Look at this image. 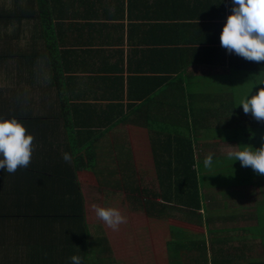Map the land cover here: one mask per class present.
I'll return each mask as SVG.
<instances>
[{
  "label": "crops",
  "instance_id": "obj_1",
  "mask_svg": "<svg viewBox=\"0 0 264 264\" xmlns=\"http://www.w3.org/2000/svg\"><path fill=\"white\" fill-rule=\"evenodd\" d=\"M232 8V0H0V118L19 120L35 137L28 168L0 169V264H72L73 255L82 264H132L131 237H112L138 227L126 222L113 230L92 206L141 198L131 188L151 169L155 176L157 146L178 151L175 138L202 172L252 175L197 182L198 212L213 223L202 226L205 242L206 228L224 226L225 210H233L237 225L255 221L264 202L244 212L228 208L227 198L236 185L263 184L264 175L227 151L264 143V122L239 106L264 88V62L221 46ZM47 42L64 81L66 112ZM88 146L94 165L84 174L73 151ZM173 211L186 216L182 205Z\"/></svg>",
  "mask_w": 264,
  "mask_h": 264
},
{
  "label": "trees",
  "instance_id": "obj_2",
  "mask_svg": "<svg viewBox=\"0 0 264 264\" xmlns=\"http://www.w3.org/2000/svg\"><path fill=\"white\" fill-rule=\"evenodd\" d=\"M47 48L51 65V79L57 97L60 98L62 111L66 112L69 110L65 109V106L68 107V105L63 97L62 85L64 81L60 72L56 69L54 56H52L48 42ZM174 141L179 146L178 151L173 149L165 152L157 146V153L155 151L152 152L155 163V176L158 180L157 190L153 194L160 199V202H157V208L154 201L147 198L144 199V203L148 204L144 205L146 210L152 211L156 209L154 212L158 215V219H165L169 235L168 240L164 243L165 253L164 251L162 252V255H167V257L164 256L165 264H264V203L259 206L255 223L248 221L243 225H237L232 221L234 219L233 216H229L228 213L222 216L221 220L226 221L223 222L224 226H221V228H206L205 231L209 234V239L205 242V235L200 228L205 226V224H209L211 218L204 217L203 221H201L202 216L198 212L201 208V198L198 193L197 182H202V180H205L204 177L211 176V172H202L203 169L192 167L193 157L191 152L189 150L186 153L180 152L182 151L180 150L181 147L184 145L176 138ZM73 160L77 168H82L84 174H86L85 170L94 165L93 148L88 146L83 150L73 151ZM178 161H181V163ZM212 175L214 176V173ZM249 175L245 174V177L250 179L252 175ZM258 184L259 182L256 185ZM144 189L148 192L146 187ZM138 190V185L131 188L132 192H137ZM133 198L136 204L143 205L137 195ZM181 205L186 209L185 215L190 218L196 217L195 221L176 219L169 213L171 209L180 208ZM167 209L169 211L166 213L165 210ZM218 219H220V216ZM186 226H188L187 232ZM229 232L238 233L237 235H226ZM239 232H243V234H239ZM234 240L238 241V245L232 244ZM257 240L260 248V256L258 258L250 255V253L252 255L254 253L253 244ZM182 259H187L188 261L181 262Z\"/></svg>",
  "mask_w": 264,
  "mask_h": 264
},
{
  "label": "clouds",
  "instance_id": "obj_3",
  "mask_svg": "<svg viewBox=\"0 0 264 264\" xmlns=\"http://www.w3.org/2000/svg\"><path fill=\"white\" fill-rule=\"evenodd\" d=\"M231 14L220 35L221 46L251 62H264V0H232ZM245 114H251L258 122H264V88L240 101ZM35 137L28 133L19 120L0 118V169L14 174L31 164ZM65 162L71 155L63 153ZM227 157L239 161L243 167H251L258 175H264V143L259 148L245 146L242 150L230 149ZM205 166H211L212 156L205 158ZM214 187V186H213ZM96 217L107 227L118 230L126 223L121 212L112 207L93 205ZM72 264H82L78 255L70 257Z\"/></svg>",
  "mask_w": 264,
  "mask_h": 264
},
{
  "label": "rangeland",
  "instance_id": "obj_4",
  "mask_svg": "<svg viewBox=\"0 0 264 264\" xmlns=\"http://www.w3.org/2000/svg\"><path fill=\"white\" fill-rule=\"evenodd\" d=\"M153 169L150 170V174H146L145 175V180H143V182H141V184L137 183L139 187L138 195L141 196V198H139V200L142 201V204H140V206L138 205V203L136 204L134 199L131 198H126V196H123V198L125 199H121V197L117 198V201L119 202L116 206V209H118L121 214L126 218V222L130 223L131 226L133 227H138L135 230L132 229L131 233L129 232H125L123 230H119V233H115L113 231V237L112 239L114 240V242L118 243V240L121 239H128V236H130L131 238V250H132V264H165L164 261V256L165 255H161L158 256L161 252V249H163L162 245H163V241L167 238L166 237V223H165V219L164 218H159L158 219V215L155 214L156 209H153L152 211H148L145 209V204L148 205L146 202L144 203V199H149L155 202L156 208H157V202H160L157 198V196H155L153 194L154 191L157 190V183H156V177L154 176V173L152 171ZM238 171V169H237ZM231 171L230 173L232 174V176L229 175H223V176H219L220 178H218V176H207L204 177V179L206 180V182H215L214 179H218L220 182L219 183H223V182H227L233 179H236L235 176H244L245 174L240 171ZM259 176V175H258ZM213 178V179H212ZM222 178V179H221ZM231 185V184H230ZM246 185V186H243ZM236 189H234L236 192V194L234 192H231L232 195H234L233 197L227 198V203H228V208L230 209H240L241 211H248L251 208H255V204H257L258 202H264L263 198H264V183L263 184H258V185H248V184H240V185H236ZM147 188V191H145L144 188ZM142 188V189H141ZM141 189V191H140ZM135 192V193H137ZM214 194V193H211ZM132 195V194H131ZM135 195V194H134ZM217 195V194H216ZM133 196V195H132ZM229 196H231L229 194ZM217 198L214 199H210V203L211 205L214 204H218L215 203ZM116 200V199H115ZM226 200V199H225ZM121 201V202H120ZM135 205V206H134ZM139 206V208H137V206ZM128 209V210H127ZM230 212H233V210H228ZM225 210V214L229 212ZM218 212V210H217ZM203 218H204V213L205 211L201 212ZM183 214V213H182ZM171 215L173 217H175L176 219H185L186 216L184 215H179L177 211H173V213H171ZM196 218H190V221H195ZM246 218H242V220H245ZM203 219H201L202 221ZM226 222V221H225ZM220 226V221L215 222ZM253 223H255V221H253ZM125 224V223H123ZM123 224H121L120 226L122 227ZM245 223L240 222L238 223V225H243ZM213 226V223L209 222V224L206 225V227H211ZM127 228V227H125ZM202 228H200L201 230ZM128 230V229H126ZM130 231V230H129ZM238 232L234 233H228L226 235H237ZM218 234H222V233H218ZM239 234H243V232H239ZM128 235V236H127ZM256 243V245H255ZM233 245H238V241H233L232 242ZM253 255L252 253H250L251 256H255V257H259L260 256V248L258 246V240L254 242L253 244Z\"/></svg>",
  "mask_w": 264,
  "mask_h": 264
}]
</instances>
